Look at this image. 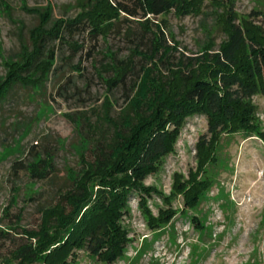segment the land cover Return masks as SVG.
I'll use <instances>...</instances> for the list:
<instances>
[{"label": "rangeland", "instance_id": "obj_1", "mask_svg": "<svg viewBox=\"0 0 264 264\" xmlns=\"http://www.w3.org/2000/svg\"><path fill=\"white\" fill-rule=\"evenodd\" d=\"M87 2L0 0V81L7 64L31 50V36L42 25L43 13L51 15V26L75 18ZM120 2L127 12L107 37L80 30L51 45L57 61L43 88L16 86L1 104L0 264L12 260L11 252L26 242L22 231L39 229L43 211L59 201L80 171L82 155L92 159L82 140L84 130L71 119L98 108L106 97L118 109L152 63L165 74L168 63L205 50L217 52L226 39L228 13L241 28L264 27V0H199L195 14L156 18L133 17L135 1ZM156 26L163 44L173 49L168 63L158 62L161 54L151 59L154 35L146 27L159 35ZM68 43L76 44L77 50ZM128 60L131 76L109 88L111 62ZM251 103L257 112L254 132L222 135L208 153L213 158L209 160L197 149L207 133L206 119L185 115L172 152L144 181L152 189L146 207L139 206L137 194L127 202L122 226L129 243L114 264H264V94L253 96ZM15 163L36 166L37 171L16 172ZM196 190L197 204L187 206L185 197ZM35 264L107 263L69 245L50 249Z\"/></svg>", "mask_w": 264, "mask_h": 264}, {"label": "trees", "instance_id": "obj_2", "mask_svg": "<svg viewBox=\"0 0 264 264\" xmlns=\"http://www.w3.org/2000/svg\"><path fill=\"white\" fill-rule=\"evenodd\" d=\"M134 1L138 12L132 16L142 18L170 13L190 16L200 6L199 0ZM125 12L120 0H88L75 18L58 20L51 26V15L43 13L42 25L31 36V50L23 51L18 62L7 64L0 81V107L16 86L37 91L43 88L57 61L51 45L63 43L80 30L105 38ZM224 27L226 39L217 52L205 50L175 64L167 61L173 49L163 44L160 29L156 26L157 35L146 27L154 35L151 59L161 54L158 62L168 63L166 73L152 63L142 70L118 109L106 97L98 108L71 119L84 130L82 140L92 159L88 161L82 155L81 169L69 189L54 206L43 211L37 231H22L26 242L11 252L12 260L7 264H35L50 249L69 245L114 264L129 243L122 226L127 202L137 194L139 206L146 207L152 189L145 187L144 181L172 152L185 115L192 113L206 119L207 133L199 139L197 149L205 151L208 160L213 159L208 153L222 135L254 132L257 112L251 98L264 94V27L251 24L241 28L230 13ZM67 45L77 50L76 44ZM111 63L109 88L125 83L132 74L131 60ZM12 169H30L32 175L37 171L36 166L27 168L21 163H15ZM198 191L185 197L187 206L197 204Z\"/></svg>", "mask_w": 264, "mask_h": 264}]
</instances>
